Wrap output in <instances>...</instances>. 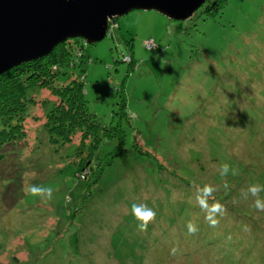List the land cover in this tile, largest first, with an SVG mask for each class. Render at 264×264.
Returning <instances> with one entry per match:
<instances>
[{
    "label": "rangeland",
    "instance_id": "1",
    "mask_svg": "<svg viewBox=\"0 0 264 264\" xmlns=\"http://www.w3.org/2000/svg\"><path fill=\"white\" fill-rule=\"evenodd\" d=\"M219 4L213 17L198 10L183 21L132 10L97 43L64 41L75 65L28 91L25 137L0 146V264H264V211L242 195L264 188V0ZM81 75L101 126L118 124L122 95L130 115L121 122L126 153L94 183L96 171L81 174L92 146L79 133L59 143L46 127L53 88ZM206 184L207 203L224 207L216 227L196 205ZM33 185L51 198L32 195ZM133 203L155 213L145 231ZM210 233L217 252L201 245Z\"/></svg>",
    "mask_w": 264,
    "mask_h": 264
},
{
    "label": "trees",
    "instance_id": "2",
    "mask_svg": "<svg viewBox=\"0 0 264 264\" xmlns=\"http://www.w3.org/2000/svg\"><path fill=\"white\" fill-rule=\"evenodd\" d=\"M220 4L219 0H207L198 10H200L201 15L206 16L205 18L213 17V13L217 11ZM198 10L192 17L196 15ZM79 43L82 48L87 44L80 40ZM70 58V49L67 48L64 42H61L46 56L24 62L0 74V146L8 144L12 146L22 139L23 136L25 137L22 124L24 113L28 104L34 102L28 91L32 90L35 85L49 86L50 84L46 80L48 77L66 75L67 71L65 68L75 65L70 62ZM85 65L82 67H85ZM81 78L77 80L75 77L66 85L53 88L52 94L57 96L59 100L57 99V104H54L53 101L51 107L47 110L46 127L53 140L59 143L70 144L73 136L79 133L81 145L92 146V155L83 161L81 174L83 179L90 180V175L96 171V178L91 181V183H94L98 178V174L101 175L104 168L113 162L116 155L121 156L126 153L124 147L126 135L121 122L128 118L129 113L124 101L125 97L122 95L120 96L119 109L114 112L119 120L118 124L109 127L106 125L101 126L95 114L88 108L84 97L82 75ZM234 92L238 95L242 93L237 86L234 88ZM240 111L238 109L237 113L240 114ZM108 143H110L109 146H107ZM118 144L120 146L117 150ZM76 148L75 145V150ZM108 155L109 157L104 163L99 164ZM4 157L0 153V160ZM202 190L199 189L197 195H195L196 205H200L198 198L208 199ZM209 200L213 201L210 197ZM213 203H207L209 208ZM218 241L219 238L210 233L208 240L204 239L201 245L209 251L215 249V252H217L218 245L216 242Z\"/></svg>",
    "mask_w": 264,
    "mask_h": 264
},
{
    "label": "water",
    "instance_id": "3",
    "mask_svg": "<svg viewBox=\"0 0 264 264\" xmlns=\"http://www.w3.org/2000/svg\"><path fill=\"white\" fill-rule=\"evenodd\" d=\"M207 0H0V74L44 57L69 38L101 41L118 17L153 10L174 21L191 18Z\"/></svg>",
    "mask_w": 264,
    "mask_h": 264
},
{
    "label": "clouds",
    "instance_id": "4",
    "mask_svg": "<svg viewBox=\"0 0 264 264\" xmlns=\"http://www.w3.org/2000/svg\"><path fill=\"white\" fill-rule=\"evenodd\" d=\"M220 171H221L222 176H226L228 171H229V165H227V164L222 165ZM225 187H227V185H225ZM28 191L32 195H41V193L46 191L48 198H51V193H52V190L50 188L49 189H43V188H41L39 186H35V185L30 186ZM213 191H214V189L207 184L203 188V193L206 196H210ZM260 191H264V188H262L259 184H252L248 187L246 193L242 192V195H244V197L247 198V194L250 193L252 196L256 197V199L254 201L255 209H257L258 211H264V200L260 199L258 196V193ZM198 202H199L202 209H208V212L206 214V219L208 220L209 225L211 227L218 226L219 221L215 217H216V214H219L221 216L224 214L223 205H221L219 202H214L212 204V206L209 208L206 199L198 198ZM131 211H132V215L137 220L140 221V223L138 225V229L140 231H145L147 229L148 223L155 216V213L151 209H149L146 205H143V204L133 203L131 206ZM187 228H188V231L190 233H195L197 231L196 226L192 222H189L187 224Z\"/></svg>",
    "mask_w": 264,
    "mask_h": 264
},
{
    "label": "built area",
    "instance_id": "5",
    "mask_svg": "<svg viewBox=\"0 0 264 264\" xmlns=\"http://www.w3.org/2000/svg\"><path fill=\"white\" fill-rule=\"evenodd\" d=\"M152 42H153V41H152ZM152 42H151V40H150V42H148L149 44H147V46H151V43H152ZM126 59H127V58H126Z\"/></svg>",
    "mask_w": 264,
    "mask_h": 264
},
{
    "label": "crops",
    "instance_id": "6",
    "mask_svg": "<svg viewBox=\"0 0 264 264\" xmlns=\"http://www.w3.org/2000/svg\"><path fill=\"white\" fill-rule=\"evenodd\" d=\"M172 25H174V24H169V28H173V26Z\"/></svg>",
    "mask_w": 264,
    "mask_h": 264
}]
</instances>
